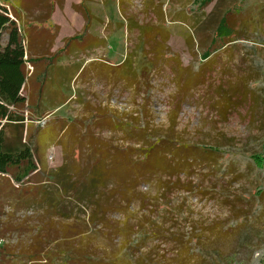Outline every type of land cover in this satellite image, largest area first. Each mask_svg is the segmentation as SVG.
<instances>
[{"label":"rangeland","instance_id":"rangeland-1","mask_svg":"<svg viewBox=\"0 0 264 264\" xmlns=\"http://www.w3.org/2000/svg\"><path fill=\"white\" fill-rule=\"evenodd\" d=\"M124 1L87 2L100 21L92 23L94 47L65 54L59 62L61 82L53 79L49 86L59 84L61 94L67 95L73 68L82 66L80 73L97 58L113 68L128 57L134 69L145 68V74L127 84L114 80L111 72L101 79L90 73L74 82L77 75L69 102L47 118L73 123L89 117L91 108L127 122L135 119L165 138L164 165L139 171L135 161L146 146L144 139L114 130L103 120L90 132L100 151L91 149L80 129L73 128L80 143L78 157L74 160L63 151L69 145L67 136L46 151L49 172L65 162L81 168L102 160L105 170L112 164L118 167L105 184L90 191L88 201L66 198L58 217L36 207L0 210V264H264V193L254 194L264 190V171L257 172L247 161L264 146V0H211L204 8L194 0H132L127 6L130 21L158 23L169 31L143 47L137 35L129 37ZM41 2L21 15L25 23L49 33L59 27L50 37L49 50L56 52L81 34L85 21L72 6L82 0H63L60 7L58 0ZM162 3L163 21L158 22L153 10ZM228 11L237 19H225ZM187 13L202 27H192ZM45 14L49 19L37 24ZM222 24L214 34L215 44L226 43L231 32L239 40L215 48L210 56H217L215 60L201 64L196 47H208ZM184 143L241 158L229 165L234 168H224L222 156L184 151L178 147ZM92 215L99 221L91 223ZM133 233L140 237L135 248ZM50 242L67 245L71 254L78 248V257L49 254ZM31 255L37 261L29 262ZM45 255L55 260L47 262Z\"/></svg>","mask_w":264,"mask_h":264},{"label":"trees","instance_id":"trees-1","mask_svg":"<svg viewBox=\"0 0 264 264\" xmlns=\"http://www.w3.org/2000/svg\"><path fill=\"white\" fill-rule=\"evenodd\" d=\"M58 1L57 4L60 7L63 0ZM131 1H124L125 18L129 24V37L137 35L138 46L149 45L147 43L169 34V31L165 28L157 27L158 23L155 25L152 23L138 24L135 21L134 23L130 21L127 6H129ZM87 2L89 0H82L79 4L72 6L74 12L81 14L86 23L82 33L67 39L62 49L51 52L49 47L53 40H50V37L56 36L58 28L53 27L54 32L49 33V30L40 29L25 23V20L20 15V10L30 11L36 5L39 6L42 3L41 0H0L1 211L7 207H36L42 209L44 214L49 217H58L63 212L60 206L65 203L66 198H71L75 202L88 201L91 192L98 189L103 183L105 184L107 179L109 180L114 173L112 168L118 166L112 164L110 170H105L102 160L81 166V168L79 165L65 162L55 172H49L45 160L46 151L62 139L65 142L67 136L69 145L64 147L63 151L65 154L68 152L69 156L74 160L75 157H78L80 143L75 142L76 138H74L75 135L73 134V128L76 127L80 129V137L88 142V146L91 149L100 151V144L90 132L96 127V124L103 120L105 124L112 126L114 130L129 135H137L144 139L146 146L142 147L143 149L135 161V164L139 166V171L151 172L164 165L162 160L165 138L157 133L149 132L140 122L136 123L135 119H133L134 121L131 120L132 122H127L123 117H117L112 112L100 115L101 113L98 114V110L91 108H89V113L91 114L89 117L74 120L73 123H68L58 118H47L57 106L65 105L69 102L72 94L70 85L77 75L78 77L74 82L85 78L90 73H94L97 79L110 74L114 80L116 78L127 84V82L132 83L139 75L145 74V68L137 72L128 57L122 64L113 68H109L102 61H105V59L97 58L96 61L88 63L80 73L82 66L73 68L70 80L66 86L67 95L61 94V89L59 90L58 88L61 87L59 84L52 86L53 88L49 86V82H52L53 79L57 80V83L61 82L60 75L64 72L61 71L59 62L64 58L65 54L78 55L80 49L94 47L96 38L92 35V23L100 21L92 14ZM246 2L243 5H246ZM193 3L200 8H204L211 3V0H194ZM162 5L163 3L159 6L153 5V12L155 11L159 16L158 22L163 21V18H161ZM50 8L52 12V7ZM46 14L43 19H37L36 23L48 20L49 16ZM225 14V19L226 17L237 19L231 16V11ZM186 15L192 18V27H197L198 29L200 24L195 25L193 23L192 13H187ZM223 26L224 24L212 33V39L208 47L199 46V50L198 46L196 47L201 64L215 60L217 56L210 58L215 48L220 49L239 40L233 37L232 29H230V39L222 45L218 46V44H215L214 34L221 30ZM196 40L199 41V38L197 37ZM34 45L36 49H33ZM155 47L158 48V46ZM85 61L82 62L85 63ZM112 72H114V75ZM262 77L264 80V68ZM58 98L60 99L58 100ZM51 99H55L54 102H50ZM45 134L46 136H44ZM181 146L184 151L200 150L211 155L222 156V162L220 163L223 164L224 168L238 162V160L240 161L241 158L238 154L225 153L218 148H209L190 143L178 144V147ZM90 155L92 158L94 157V154ZM247 161L249 167L254 168L257 172H263L264 146L260 152L250 154L247 157ZM168 165H171V163H168ZM245 167L246 165L243 168ZM228 168L234 167L229 166ZM45 176L48 178L46 181L43 179ZM263 193L264 190H255L254 194L260 196ZM89 202L91 203V200ZM98 221V217L92 215L91 223ZM138 235L136 233L131 235L134 239L133 245L131 244L133 248L139 245L140 237ZM50 246L49 254L75 255L78 257L79 249L76 247V254H71L70 250H67V245L63 243L50 242ZM127 252H129V249ZM45 256L44 258L47 262L52 263L55 260V257ZM124 257L128 260L130 254L127 253ZM35 258L36 255H31L27 260L33 263L37 261ZM129 264H132V262L130 261Z\"/></svg>","mask_w":264,"mask_h":264},{"label":"crops","instance_id":"crops-1","mask_svg":"<svg viewBox=\"0 0 264 264\" xmlns=\"http://www.w3.org/2000/svg\"><path fill=\"white\" fill-rule=\"evenodd\" d=\"M79 4V3H78ZM77 5V4H76ZM22 11H25V10H20V15H21V13H22ZM31 11H32V9H31ZM25 12H28V11H25ZM29 13V12H28ZM21 17H23L22 15H21ZM23 19H24V17H23ZM86 24V23H85ZM85 24H84V27H85ZM55 27H57V26H55ZM84 27H83V29H82V31L84 30ZM58 29H59V27H57ZM82 33V32H81ZM78 36V35H77ZM75 37V36H74ZM72 38V37H71Z\"/></svg>","mask_w":264,"mask_h":264}]
</instances>
